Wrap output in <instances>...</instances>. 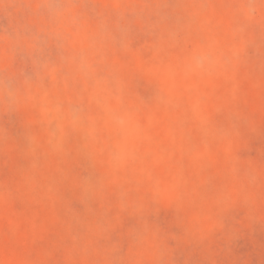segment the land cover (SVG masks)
<instances>
[{
    "label": "clouds",
    "instance_id": "9594fccd",
    "mask_svg": "<svg viewBox=\"0 0 264 264\" xmlns=\"http://www.w3.org/2000/svg\"><path fill=\"white\" fill-rule=\"evenodd\" d=\"M261 234L264 0H0V264H264Z\"/></svg>",
    "mask_w": 264,
    "mask_h": 264
},
{
    "label": "rangeland",
    "instance_id": "374dc122",
    "mask_svg": "<svg viewBox=\"0 0 264 264\" xmlns=\"http://www.w3.org/2000/svg\"><path fill=\"white\" fill-rule=\"evenodd\" d=\"M257 240L264 241V234L259 235L257 237ZM234 254L250 259L252 264H257V261L259 259V257L255 253H253L252 245L247 240H242L239 242L238 246L234 250Z\"/></svg>",
    "mask_w": 264,
    "mask_h": 264
}]
</instances>
